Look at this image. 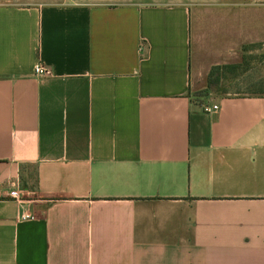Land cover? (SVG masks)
<instances>
[{
    "label": "crops",
    "instance_id": "0c3cea01",
    "mask_svg": "<svg viewBox=\"0 0 264 264\" xmlns=\"http://www.w3.org/2000/svg\"><path fill=\"white\" fill-rule=\"evenodd\" d=\"M0 264H264V0L0 1Z\"/></svg>",
    "mask_w": 264,
    "mask_h": 264
},
{
    "label": "built area",
    "instance_id": "2783aa9c",
    "mask_svg": "<svg viewBox=\"0 0 264 264\" xmlns=\"http://www.w3.org/2000/svg\"><path fill=\"white\" fill-rule=\"evenodd\" d=\"M34 71H35V74L39 77H44V76H50L52 75V70L41 64V63H38L35 65V68H34ZM218 108V105L217 104H214L212 106H205V110L206 111H211V110H215ZM10 196L16 200H21L22 199V194L20 192V190L15 187L14 189H12L10 191ZM35 216L34 212L32 210H21L19 211V218L21 220H26V219H30V218H33Z\"/></svg>",
    "mask_w": 264,
    "mask_h": 264
},
{
    "label": "rangeland",
    "instance_id": "374dc122",
    "mask_svg": "<svg viewBox=\"0 0 264 264\" xmlns=\"http://www.w3.org/2000/svg\"><path fill=\"white\" fill-rule=\"evenodd\" d=\"M0 1H2V2H6V1H14V0H0ZM74 1H81V2H119V1H121V0H74ZM179 1V0H178ZM181 1V0H180ZM252 62V61H251ZM219 83V82H218ZM217 83V84H218ZM228 84H230V83H227V85ZM236 86H238V84H236ZM242 87H244L245 89H246V87H247V89H251V90H253V89H255L256 90V87H255V85H249V84H247V83H243L242 84ZM250 87H252V88H250Z\"/></svg>",
    "mask_w": 264,
    "mask_h": 264
},
{
    "label": "trees",
    "instance_id": "16d2710c",
    "mask_svg": "<svg viewBox=\"0 0 264 264\" xmlns=\"http://www.w3.org/2000/svg\"><path fill=\"white\" fill-rule=\"evenodd\" d=\"M236 67H239V66H215L212 68L211 72H210V75H209V80H210V85H212L215 81V76H216V73L217 72H220L222 69H231V68H236Z\"/></svg>",
    "mask_w": 264,
    "mask_h": 264
}]
</instances>
